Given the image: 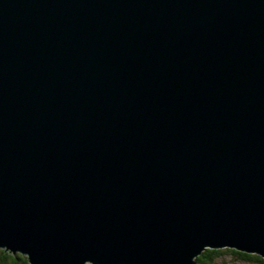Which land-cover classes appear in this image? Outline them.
<instances>
[{
  "label": "water",
  "instance_id": "95a60500",
  "mask_svg": "<svg viewBox=\"0 0 264 264\" xmlns=\"http://www.w3.org/2000/svg\"><path fill=\"white\" fill-rule=\"evenodd\" d=\"M224 245L264 257V0H0V247Z\"/></svg>",
  "mask_w": 264,
  "mask_h": 264
},
{
  "label": "trees",
  "instance_id": "16d2710c",
  "mask_svg": "<svg viewBox=\"0 0 264 264\" xmlns=\"http://www.w3.org/2000/svg\"><path fill=\"white\" fill-rule=\"evenodd\" d=\"M2 249V248H0ZM3 250V253L6 254L8 257H14L16 258L18 261H19V264H30L29 263V260H28V257L26 255H23L21 253H17L16 255L15 254H12L10 252H7L5 249H2ZM224 250H231L232 252L234 253H237V254H240V255H245V256H249V257H257L259 259H264V257H262L261 255L255 253V254H252V253H246L244 251H239L235 248H229V247H224V248H207L205 249L200 255H198L196 257V264H208L210 262H213V260L215 258L218 257V255L223 252ZM3 260V256H0V261Z\"/></svg>",
  "mask_w": 264,
  "mask_h": 264
},
{
  "label": "rangeland",
  "instance_id": "374dc122",
  "mask_svg": "<svg viewBox=\"0 0 264 264\" xmlns=\"http://www.w3.org/2000/svg\"><path fill=\"white\" fill-rule=\"evenodd\" d=\"M225 246V245H224ZM225 247H229V248H232L228 245H226ZM1 248V247H0ZM209 248V247H207ZM205 248V249H207ZM221 248H224V247H221ZM4 249V248H2ZM204 249V250H205ZM7 252H10L12 253L11 251L5 249ZM203 250V251H204ZM202 251V252H203ZM223 251V250H222ZM19 253V252H18ZM247 253V252H246ZM252 254H255V252H251ZM14 254V253H12ZM17 254V253H16ZM15 254V255H16ZM196 259V258H195ZM261 260L262 259H259L255 256H251V258L249 256H245V255H240V254H237V253H234L232 252L231 250H224L223 252H221L217 258H215L213 260V262H210L208 264H261ZM89 261V260H88ZM85 264H91V262L89 261Z\"/></svg>",
  "mask_w": 264,
  "mask_h": 264
},
{
  "label": "snow or ice",
  "instance_id": "6c2138e0",
  "mask_svg": "<svg viewBox=\"0 0 264 264\" xmlns=\"http://www.w3.org/2000/svg\"><path fill=\"white\" fill-rule=\"evenodd\" d=\"M0 256H3V260L0 261V264H19V261L16 258L8 257L6 254L3 253L2 249H0ZM261 264H264V259L261 260Z\"/></svg>",
  "mask_w": 264,
  "mask_h": 264
}]
</instances>
